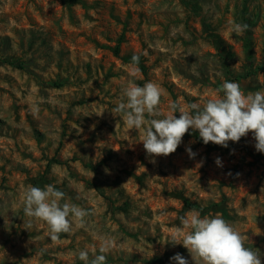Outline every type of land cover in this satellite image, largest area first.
Returning <instances> with one entry per match:
<instances>
[{
  "label": "rangeland",
  "instance_id": "rangeland-1",
  "mask_svg": "<svg viewBox=\"0 0 264 264\" xmlns=\"http://www.w3.org/2000/svg\"><path fill=\"white\" fill-rule=\"evenodd\" d=\"M224 81L264 91V0H0V264H84L79 252L92 258L105 241L107 264H174L176 253L191 264L169 242L192 210L221 216L264 264V153L252 133L225 148L190 129L152 158L143 128L113 112L129 82L163 90V118L172 102L216 99ZM49 184L90 212L58 241L24 213L28 186Z\"/></svg>",
  "mask_w": 264,
  "mask_h": 264
},
{
  "label": "clouds",
  "instance_id": "clouds-1",
  "mask_svg": "<svg viewBox=\"0 0 264 264\" xmlns=\"http://www.w3.org/2000/svg\"><path fill=\"white\" fill-rule=\"evenodd\" d=\"M247 27L239 23L232 25L237 34H243ZM139 59L134 54L132 64L138 67ZM216 91L222 95L207 100L203 106L191 103L186 109L172 102L170 114L159 118L162 116L159 105L163 90L153 82L143 86L129 82L123 89L126 99L118 103L113 112L122 114L129 128H143L141 142L146 154L152 158L175 153L190 129L198 130L205 145L211 142L225 148L230 141L237 143L252 133L256 151L264 153V91L246 95L240 83L229 81H224ZM186 151L190 159L196 156L190 147ZM215 163L222 167L221 158L217 157ZM198 165L202 166V162ZM65 197L66 194L52 184L44 188L28 186L24 194L25 215L46 222L52 241H58L62 233L71 232L73 219L78 220L83 228L84 218L90 215L89 211L75 204L61 203ZM180 221L182 227L175 229L169 243L186 248L191 264H262L261 252L247 247L244 236L221 216L202 217L200 212L192 210L180 217ZM31 226L29 222L28 227ZM110 246V242L105 241L99 248L100 254H94L92 258L87 250H81L79 259L84 264H107L106 253ZM170 260L174 264H190L180 253Z\"/></svg>",
  "mask_w": 264,
  "mask_h": 264
},
{
  "label": "trees",
  "instance_id": "trees-1",
  "mask_svg": "<svg viewBox=\"0 0 264 264\" xmlns=\"http://www.w3.org/2000/svg\"><path fill=\"white\" fill-rule=\"evenodd\" d=\"M246 50H247V52L249 53V44L248 43H246ZM116 52H118V48H116ZM240 77H242V75L240 76ZM239 77V78H240ZM185 206L186 207H188V208H199L198 207V205H195V204H193V203H191L189 200H185ZM217 206H219V205H217V204H212L210 207H208V208H215V207H217ZM151 262H162V260L161 259H159V258H153L152 260H151Z\"/></svg>",
  "mask_w": 264,
  "mask_h": 264
}]
</instances>
